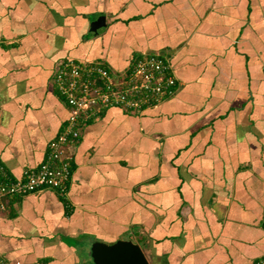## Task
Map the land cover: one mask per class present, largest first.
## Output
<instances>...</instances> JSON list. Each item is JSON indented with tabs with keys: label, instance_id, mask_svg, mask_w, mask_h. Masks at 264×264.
<instances>
[{
	"label": "crops",
	"instance_id": "1",
	"mask_svg": "<svg viewBox=\"0 0 264 264\" xmlns=\"http://www.w3.org/2000/svg\"><path fill=\"white\" fill-rule=\"evenodd\" d=\"M153 52L174 94L86 120L66 195L0 209L2 264H95L94 240L128 238L151 264L264 257V0H0V160L21 176L46 159L71 111L63 61L121 77Z\"/></svg>",
	"mask_w": 264,
	"mask_h": 264
},
{
	"label": "built area",
	"instance_id": "2",
	"mask_svg": "<svg viewBox=\"0 0 264 264\" xmlns=\"http://www.w3.org/2000/svg\"><path fill=\"white\" fill-rule=\"evenodd\" d=\"M171 67L169 57L155 52L137 57L121 77L101 62L63 61L54 79L59 93L71 107L70 115L63 129L50 140L41 165L29 166L21 176H15L0 160V209L10 207L14 198L43 188L66 195L72 175L66 146L80 137L85 121L111 105L142 111L170 97L178 81L170 72ZM256 264H264V257Z\"/></svg>",
	"mask_w": 264,
	"mask_h": 264
},
{
	"label": "water",
	"instance_id": "3",
	"mask_svg": "<svg viewBox=\"0 0 264 264\" xmlns=\"http://www.w3.org/2000/svg\"><path fill=\"white\" fill-rule=\"evenodd\" d=\"M102 22V16L95 19L92 30L96 31ZM90 250L95 264H151L142 246L130 238L112 243L94 240Z\"/></svg>",
	"mask_w": 264,
	"mask_h": 264
}]
</instances>
